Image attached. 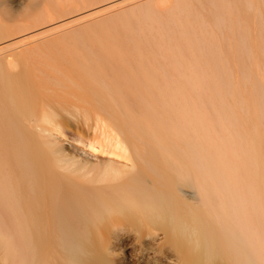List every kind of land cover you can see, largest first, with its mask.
Here are the masks:
<instances>
[{"label":"bare ground","instance_id":"6f19581e","mask_svg":"<svg viewBox=\"0 0 264 264\" xmlns=\"http://www.w3.org/2000/svg\"><path fill=\"white\" fill-rule=\"evenodd\" d=\"M101 1L0 17V264H264V0L9 42Z\"/></svg>","mask_w":264,"mask_h":264},{"label":"rangeland","instance_id":"374dc122","mask_svg":"<svg viewBox=\"0 0 264 264\" xmlns=\"http://www.w3.org/2000/svg\"><path fill=\"white\" fill-rule=\"evenodd\" d=\"M32 1H34V0H31V1L30 0H0L1 3L7 4L6 7L9 10L6 12V11H3L2 9H0V17L3 20H7V22H9V23L20 22L25 14L30 13L32 11H35V9L38 8L36 6L38 0H36L34 2H32ZM148 1H155L158 3V5L161 6V5H167L172 0H107V1L104 0L103 2L102 1L98 2V4L96 3L93 5L87 6L86 8H84L80 11H76L74 13L67 15V16H64V17L60 18L59 20L57 19V21H52V22L46 24L45 26L43 25V26H40L38 28L27 30V31H25L26 33L23 32L22 34L20 33V35L17 34L14 36L15 38L12 37L11 39H9L10 40L9 42L18 43L21 45L22 44L23 45L24 44L33 45V44H36L38 42H41L42 40L54 37V35L61 34L65 31H68L71 26H72L71 29L75 28V26L76 27L77 26L79 27L80 25L83 26V25H86L88 22L97 21V20H100L102 18H106L108 16L118 14L120 12H123L125 10H128L132 7H135L137 5L143 4V3L148 2ZM28 5H30V7ZM59 21H61V22H59ZM67 25H68V28H65V27H67ZM61 29H63V30H61ZM56 30L57 31L60 30L61 33L56 32ZM50 33H52V35H50ZM60 140H61V142L64 143V145L69 150L73 149V151L78 152V153H80L82 151V153H80V154L82 156L88 157L92 161L106 160V159H109L112 157L111 155H109L108 153H106L104 151H94V150L90 149L89 147H87L82 142H78L77 140H75L69 132H66L65 137L61 136ZM184 192L186 194H189L191 192V190L190 189H184ZM159 241H160V237L158 239H156L155 243H158Z\"/></svg>","mask_w":264,"mask_h":264}]
</instances>
